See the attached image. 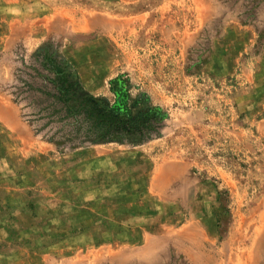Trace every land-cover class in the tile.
Returning a JSON list of instances; mask_svg holds the SVG:
<instances>
[{
    "label": "rangeland",
    "instance_id": "obj_1",
    "mask_svg": "<svg viewBox=\"0 0 264 264\" xmlns=\"http://www.w3.org/2000/svg\"><path fill=\"white\" fill-rule=\"evenodd\" d=\"M48 59L153 132L44 135ZM0 264H264V0H0Z\"/></svg>",
    "mask_w": 264,
    "mask_h": 264
},
{
    "label": "trees",
    "instance_id": "obj_2",
    "mask_svg": "<svg viewBox=\"0 0 264 264\" xmlns=\"http://www.w3.org/2000/svg\"><path fill=\"white\" fill-rule=\"evenodd\" d=\"M43 70L36 69L44 84L34 86L46 98L44 122L40 130L50 139H63L69 144L90 138L100 140L132 138L142 140L153 132L149 112L131 116L125 83L119 77L111 81L116 91L115 103L104 104L91 95L81 93L75 74L48 59ZM37 119H40L37 118Z\"/></svg>",
    "mask_w": 264,
    "mask_h": 264
},
{
    "label": "crops",
    "instance_id": "obj_3",
    "mask_svg": "<svg viewBox=\"0 0 264 264\" xmlns=\"http://www.w3.org/2000/svg\"><path fill=\"white\" fill-rule=\"evenodd\" d=\"M30 1V0H29ZM41 2H44V1H46V0H40ZM16 32V34H18V31H15Z\"/></svg>",
    "mask_w": 264,
    "mask_h": 264
}]
</instances>
